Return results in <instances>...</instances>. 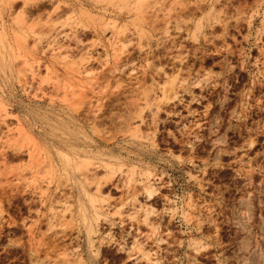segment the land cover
Instances as JSON below:
<instances>
[{
  "label": "rangeland",
  "instance_id": "374dc122",
  "mask_svg": "<svg viewBox=\"0 0 264 264\" xmlns=\"http://www.w3.org/2000/svg\"><path fill=\"white\" fill-rule=\"evenodd\" d=\"M0 264H264V0H0Z\"/></svg>",
  "mask_w": 264,
  "mask_h": 264
},
{
  "label": "bare ground",
  "instance_id": "6f19581e",
  "mask_svg": "<svg viewBox=\"0 0 264 264\" xmlns=\"http://www.w3.org/2000/svg\"><path fill=\"white\" fill-rule=\"evenodd\" d=\"M62 42V41H61ZM34 72V71H33ZM41 85V84H40ZM39 85V86H40ZM165 93V92H164ZM169 95V94H168ZM165 96V95H164ZM171 96V95H170ZM170 96H169V98H170ZM37 97V96H36ZM164 98V97H163ZM168 99V98H167ZM171 100V99H170ZM169 100V101H170ZM130 113V112H129ZM127 118V117H126ZM84 120V119H83ZM96 134V133H95ZM111 138V137H110ZM21 141V140H20ZM27 141V140H26ZM76 164V163H75ZM84 167H82V169H83ZM81 169V170H82ZM90 169V168H89ZM88 169V170H89ZM90 171V170H89ZM80 172H82V171H80ZM84 175V174H83ZM85 175H86V173H85ZM95 176V175H94ZM89 177V176H88ZM87 178V177H86ZM108 180V179H107ZM31 181V180H30ZM95 182H98V180L97 181H95ZM140 182V181H139ZM63 183V182H62ZM129 183V182H128ZM96 184V183H95ZM146 185V184H145ZM145 185H144V188H149V187H147V185H146V187H145ZM97 186V185H96ZM27 188V187H26ZM67 188V187H66ZM98 188H100V187H98ZM134 188V187H133ZM134 191V190H133ZM147 191V190H146ZM146 191H145V193H146ZM155 191V190H154ZM133 194V193H132ZM136 194V193H135ZM147 194H148V196L150 197L151 196V192L150 191H147ZM134 201V200H133ZM129 205V204H128ZM146 207V206H145ZM151 207V206H150ZM142 208V207H141ZM149 211V210H148ZM145 214V213H144ZM83 217V216H82ZM138 230V229H137ZM139 231V230H138ZM91 232V228H88V231H87V233L89 234ZM153 233V232H152ZM148 238V237H147ZM43 240V239H42ZM88 240H89V238H88ZM132 247H133V245H132ZM134 249V248H133ZM146 256V255H145ZM147 257V256H146ZM148 258V257H147ZM261 259V258H260Z\"/></svg>",
  "mask_w": 264,
  "mask_h": 264
}]
</instances>
